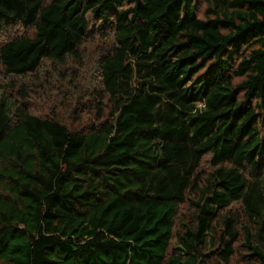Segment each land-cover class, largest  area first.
I'll use <instances>...</instances> for the list:
<instances>
[{"label":"trees","instance_id":"obj_1","mask_svg":"<svg viewBox=\"0 0 264 264\" xmlns=\"http://www.w3.org/2000/svg\"><path fill=\"white\" fill-rule=\"evenodd\" d=\"M0 264H264V0H0Z\"/></svg>","mask_w":264,"mask_h":264}]
</instances>
